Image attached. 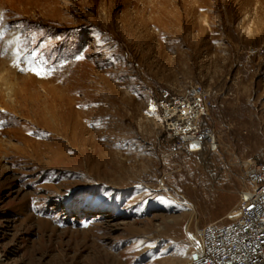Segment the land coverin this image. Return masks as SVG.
I'll return each instance as SVG.
<instances>
[{"label":"rangeland","instance_id":"rangeland-1","mask_svg":"<svg viewBox=\"0 0 264 264\" xmlns=\"http://www.w3.org/2000/svg\"><path fill=\"white\" fill-rule=\"evenodd\" d=\"M0 13V264H182L188 232L236 219L244 165L264 162V0ZM17 38L47 75L13 66ZM188 85L212 94L216 152L188 153L147 114Z\"/></svg>","mask_w":264,"mask_h":264},{"label":"built area","instance_id":"built-area-1","mask_svg":"<svg viewBox=\"0 0 264 264\" xmlns=\"http://www.w3.org/2000/svg\"><path fill=\"white\" fill-rule=\"evenodd\" d=\"M213 108L208 89L188 85L181 94L165 92L151 99L146 110L166 139L190 154H200L218 149L215 130L206 123ZM243 182L236 219L188 232L182 264H264V162L248 160Z\"/></svg>","mask_w":264,"mask_h":264},{"label":"snow or ice","instance_id":"snow-or-ice-1","mask_svg":"<svg viewBox=\"0 0 264 264\" xmlns=\"http://www.w3.org/2000/svg\"><path fill=\"white\" fill-rule=\"evenodd\" d=\"M3 17V13H0V18ZM3 40V32L0 31V41ZM15 50L12 52V57L14 60V67H17L18 70L24 71L25 69L21 65H29L27 71L33 72L35 75L40 76L43 72L47 75L48 70L36 67V58L31 57V51L25 52L24 49L27 48V44L23 42L21 38L15 40ZM13 47V45H8L7 47L0 50V55H7L8 49ZM195 147V146H193ZM191 239V237H189ZM198 246V244H197Z\"/></svg>","mask_w":264,"mask_h":264},{"label":"bare ground","instance_id":"bare-ground-1","mask_svg":"<svg viewBox=\"0 0 264 264\" xmlns=\"http://www.w3.org/2000/svg\"><path fill=\"white\" fill-rule=\"evenodd\" d=\"M5 3V2H4ZM4 7H5V4H4ZM1 109V108H0ZM3 110V109H2ZM55 112V111H54ZM86 115V114H85ZM79 116V115H78ZM50 119H58L56 116H54V114L53 113H51L50 114ZM59 119H61V120H59V121H62L63 120V118L61 117V116H59ZM49 120V119H48ZM62 123V122H61ZM63 124V123H62ZM65 125V124H64ZM57 127V126H56ZM62 127V126H61ZM66 127H68V126H66ZM52 129V128H51ZM56 130V129H55ZM57 130H60L59 128L57 129ZM60 131H62V132H64L63 133V135L64 134H66L67 133V131L64 129V130H60ZM56 132V131H55ZM60 134V133H59ZM66 137V136H65ZM68 137V136H67ZM60 139V138H59ZM107 176H109V175H107ZM164 190V189H163ZM238 214H239V212L238 211H235V212H233L232 213V217H237L238 216Z\"/></svg>","mask_w":264,"mask_h":264}]
</instances>
